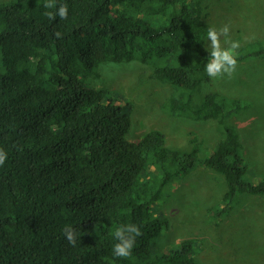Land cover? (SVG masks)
I'll list each match as a JSON object with an SVG mask.
<instances>
[{"label":"trees","instance_id":"16d2710c","mask_svg":"<svg viewBox=\"0 0 264 264\" xmlns=\"http://www.w3.org/2000/svg\"><path fill=\"white\" fill-rule=\"evenodd\" d=\"M203 1L56 0L67 4L66 20L45 16L53 11L45 0L0 6V149L8 155L0 167V264H201L192 240L158 248L170 221L154 217L152 205L164 190L203 169L226 184L211 212L219 219L244 197L264 199V178L250 180L241 135L228 122L249 103L229 108L211 93L195 104L209 79ZM145 16L165 20L155 27ZM238 51V65L264 61V41ZM133 61L155 66L149 78L169 86L170 113L217 122L221 140L206 158L193 131L188 151L167 147L156 130L130 142L126 104L87 84L103 65ZM128 224L142 235L130 258H118L113 233ZM66 225L78 233L75 246Z\"/></svg>","mask_w":264,"mask_h":264},{"label":"rangeland","instance_id":"374dc122","mask_svg":"<svg viewBox=\"0 0 264 264\" xmlns=\"http://www.w3.org/2000/svg\"><path fill=\"white\" fill-rule=\"evenodd\" d=\"M8 1L0 0V6ZM203 6L204 22L217 29L229 24L231 39L239 40L240 48L264 41V0H204ZM144 18L155 27L165 20ZM209 43L207 40V49ZM21 67L28 66L22 64ZM154 67L139 61L107 63L100 68V77H89L87 84L107 90L112 101L126 104L125 111L133 122L130 142L138 143L156 130L166 136L167 147L188 151L193 131L204 147L201 157L206 158L221 140L217 122L193 121L170 113L166 105L171 90L167 85L150 80ZM211 93L219 94L229 108L234 101L249 103L248 110L232 114L228 122L241 135L250 180L263 179L264 61L239 64L231 78H209L196 94L195 104H200L201 98ZM226 190L223 177L203 169L186 179L174 180L152 205L154 217L170 221L169 231L159 241L158 248L167 252L192 240L198 263L264 264V199L244 197L231 214L219 219L211 212L220 207Z\"/></svg>","mask_w":264,"mask_h":264},{"label":"clouds","instance_id":"9594fccd","mask_svg":"<svg viewBox=\"0 0 264 264\" xmlns=\"http://www.w3.org/2000/svg\"><path fill=\"white\" fill-rule=\"evenodd\" d=\"M46 11L44 13L50 20H54L57 16L60 19L66 20L68 17L67 4L57 6L56 0H45L43 5ZM231 27L225 24L219 29L209 27L207 30V38L210 41L207 51L209 52V60L205 65V71L210 79L223 78L225 76L231 78L238 67L239 49L241 43L239 40H232L230 36ZM57 38H60L61 33L57 32ZM224 45H227L226 47ZM8 159L7 153L0 149V167L4 166ZM64 236L71 246H75L78 239V233L71 227L66 225L63 229ZM142 232L135 224L118 226L113 238L117 243L113 246V253L118 258H130L137 237H140Z\"/></svg>","mask_w":264,"mask_h":264}]
</instances>
